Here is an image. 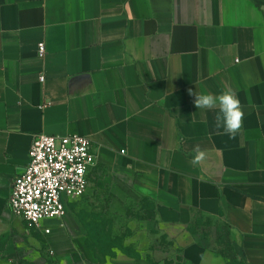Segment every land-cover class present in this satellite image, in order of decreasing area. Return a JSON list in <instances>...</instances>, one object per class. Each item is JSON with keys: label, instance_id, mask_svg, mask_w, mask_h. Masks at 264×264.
I'll list each match as a JSON object with an SVG mask.
<instances>
[{"label": "crops", "instance_id": "1", "mask_svg": "<svg viewBox=\"0 0 264 264\" xmlns=\"http://www.w3.org/2000/svg\"><path fill=\"white\" fill-rule=\"evenodd\" d=\"M229 88L245 113L234 139L189 95ZM40 134L88 137L84 201L104 193L118 218L176 247L116 264H227L199 219L226 228L238 263L264 264V0H0L3 258L36 241L9 199ZM197 145L206 156L193 165ZM142 202L146 216L129 213ZM71 203L37 231L61 263L91 264Z\"/></svg>", "mask_w": 264, "mask_h": 264}, {"label": "built area", "instance_id": "2", "mask_svg": "<svg viewBox=\"0 0 264 264\" xmlns=\"http://www.w3.org/2000/svg\"><path fill=\"white\" fill-rule=\"evenodd\" d=\"M39 54H46L44 42L39 44ZM96 163L93 143L86 136H36L28 166L13 183L9 199L12 212L27 226L49 234L48 222L64 218L68 203L87 192L88 173Z\"/></svg>", "mask_w": 264, "mask_h": 264}, {"label": "rangeland", "instance_id": "3", "mask_svg": "<svg viewBox=\"0 0 264 264\" xmlns=\"http://www.w3.org/2000/svg\"><path fill=\"white\" fill-rule=\"evenodd\" d=\"M97 178L98 175H96L94 181ZM93 192L92 195L96 194L92 196L93 199L89 202L86 203L84 201V195L70 204L73 219H76L79 231L83 234L82 238L85 241L84 245H86L88 255L92 260L91 264H116V259L122 254L124 256L151 255L147 252V254L136 253L134 248L142 250L158 248L160 250L165 249V251L172 249L170 255L174 254L176 251L174 244L169 249L166 240L149 234V230L140 229V226H145L146 228L149 222L118 218L114 214L115 205L106 204V199H100L105 194L102 193V195L97 191ZM150 207L147 202H142L134 206L135 210L129 213L143 217L146 216V211ZM48 224L52 225V222H48ZM27 228L36 235L35 243L32 245L31 242H28L29 249H24L22 258L7 259L0 256V264H63L51 254L45 236L40 235L39 231L34 228L29 226ZM197 228L206 234L205 238H207L211 247L219 251L227 261V264H241L235 259L226 228L223 225L204 219L193 227V229ZM84 229L86 230L85 233ZM154 255L157 254L154 253ZM162 255L160 254V256ZM86 262L89 263L87 260Z\"/></svg>", "mask_w": 264, "mask_h": 264}, {"label": "clouds", "instance_id": "4", "mask_svg": "<svg viewBox=\"0 0 264 264\" xmlns=\"http://www.w3.org/2000/svg\"><path fill=\"white\" fill-rule=\"evenodd\" d=\"M193 97V104L197 109H218L215 116L216 127L223 128V131L230 139H234L243 127L244 111L235 90L229 88L219 95L200 93L189 90ZM193 152L191 163L199 165L205 159V152L197 145Z\"/></svg>", "mask_w": 264, "mask_h": 264}, {"label": "trees", "instance_id": "5", "mask_svg": "<svg viewBox=\"0 0 264 264\" xmlns=\"http://www.w3.org/2000/svg\"><path fill=\"white\" fill-rule=\"evenodd\" d=\"M201 222H202V220H200V219L197 221V223H201ZM197 223H196V224H197ZM194 230H195V229H194ZM226 233H227V232H226ZM228 240H229V243H230V238H229V236H228ZM230 245H231V243H230Z\"/></svg>", "mask_w": 264, "mask_h": 264}]
</instances>
